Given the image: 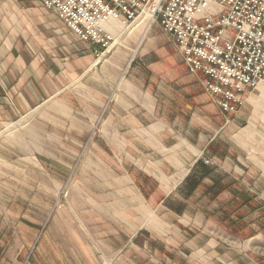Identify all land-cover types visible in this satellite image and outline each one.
I'll list each match as a JSON object with an SVG mask.
<instances>
[{
	"label": "crops",
	"instance_id": "1",
	"mask_svg": "<svg viewBox=\"0 0 264 264\" xmlns=\"http://www.w3.org/2000/svg\"><path fill=\"white\" fill-rule=\"evenodd\" d=\"M148 33L111 97L112 80L95 75L114 71L113 64L96 62L92 44L38 0H0L1 264H260L245 261L238 245L259 238L243 210L258 212L261 203L242 183L263 182L264 162L253 161L248 177L242 159L257 140L252 130L264 140L258 129L264 94L250 91L262 83L243 90L236 112L225 111L205 92L202 75L190 72L175 39ZM157 34L171 36L172 53L156 45ZM71 96L82 118L74 116ZM52 99L67 106L60 110L67 126L59 133L35 126L15 132V119ZM213 141L234 148V164L225 148L215 153L219 173L199 161ZM33 149L46 161L36 160ZM21 157L27 169L15 165ZM48 162L66 173H53ZM15 194L27 203L16 212ZM201 212L210 218L203 231L196 225ZM231 227L236 246L228 249Z\"/></svg>",
	"mask_w": 264,
	"mask_h": 264
},
{
	"label": "built area",
	"instance_id": "2",
	"mask_svg": "<svg viewBox=\"0 0 264 264\" xmlns=\"http://www.w3.org/2000/svg\"><path fill=\"white\" fill-rule=\"evenodd\" d=\"M100 57L117 40L109 25L151 13L176 41L208 94L236 112L246 87L264 82V0H38Z\"/></svg>",
	"mask_w": 264,
	"mask_h": 264
},
{
	"label": "rangeland",
	"instance_id": "3",
	"mask_svg": "<svg viewBox=\"0 0 264 264\" xmlns=\"http://www.w3.org/2000/svg\"><path fill=\"white\" fill-rule=\"evenodd\" d=\"M138 20L143 22L144 25H140L139 22H135L131 26H126V25H122L120 23H118V24L116 23L117 30L115 31V33L118 34L116 42L107 51H105L100 57L96 56V58H95L96 62H99V63L105 62V63L113 64L114 71L112 70V68H110V70H108L106 72L101 71V72H99V74L96 73V75H95V77H98L100 80L108 79V78L112 80L110 82V84H112L114 87H113V90L111 92V97L114 96L116 90L119 91L122 89L123 80L129 77L128 74H129V70H130V65L134 62L133 58L135 56H136L135 60L138 58V51L140 50V46H141L140 43L146 38V36L149 35L148 32H150L151 30H154L157 33H160V32L164 33L165 32L164 29L162 28L161 24H160L159 19L153 20L150 24H146L145 21H143L142 19H138ZM135 31H136V33H134ZM166 38H169V39L165 40ZM170 38H171V36L167 35V37H165V39H164V38H162V36L160 34H157V35H155L154 41L157 42L156 45L158 47H163L172 53L173 42H172V39H170ZM91 73L95 74V70L94 69L91 70L90 74ZM87 77H88V75L85 76V78H87ZM200 83L202 85L203 80L201 82V79H200ZM203 88H204V85H203ZM261 88H264L263 82H262V85L260 86V89H255V90H250V91H253L252 92L253 94L258 93V95H261V93H262V95H263L264 92L261 91ZM204 90H205V88H204ZM205 92L208 94V92L206 90H205ZM82 95L87 96L86 93L82 94ZM211 99H212V97H211ZM68 101L75 107V109L72 111H75L78 113L74 116L82 118V115H85V114H83V111H82L81 107L79 106L76 97H74V96H71L70 98L68 97ZM261 107H262V110H264V104H262ZM67 109H68L67 106L64 105L63 102H61L57 99H52V100L44 103L43 105L35 108L33 110V112H31L30 114L25 115L22 118L15 119V132H17L23 128L35 126L36 128H39V129L45 128L48 132L59 133L58 130L60 127L67 126V124H69L67 118L65 116L61 115V111L66 112ZM261 113H264V112L262 111ZM52 117H55L56 119H51ZM89 120L91 121V124H92V120L90 118H89ZM197 122H199V121L197 120ZM260 122H261V126L258 129H259V131L264 132V124H262L263 121H260ZM212 123H213L212 124V135L214 136V141H216L221 136V130L218 129L219 128L218 121L213 120ZM244 123H246V122H244ZM240 127L243 129V132H245L246 134H250L253 131L254 138L255 139L257 138L255 144H253L249 148L250 151L248 150V151L243 152L244 153V158L242 159V161H244V163H243V175L251 177V171L253 170V168L251 166L252 162L253 161L264 162V159H260V156L262 154H264V140L262 139V136L259 138V135H256L254 130L249 131V125L248 124H243ZM91 128H92V125H91ZM198 128L199 127L196 128V133L199 132V131H197ZM253 128H255V127H253ZM259 139H260V141H259ZM214 141L209 143L205 150L204 149L202 150V154H201V157L199 158V161H202L204 164L209 165L212 168L219 169L216 172V173H219L220 170H222V168H221L222 163H220V161H222V159L216 157L215 153L219 152V150H220V152H222V149L225 148V150L229 154L231 161H233L232 164H234V162H235L234 148L231 147L227 143H224V145H222V147L220 146V148H219V146H217L219 144L215 143ZM216 142H219V141H216ZM207 150H208V152H207ZM31 152H32L31 154H35L33 156L36 160L41 161V162L46 161V158H44L41 154H39L36 149L31 150ZM25 161L26 160L22 159V157L19 159L15 158V165L18 164L19 166H21V169L22 168L27 169V164L25 163ZM48 165H51L50 169L53 170V173L60 174L61 171H63V173H66L65 168H61L57 163L48 162ZM34 168H35L34 173H36V174L41 173L39 166H36ZM262 172L263 171L260 170L259 173L261 174ZM16 175L17 174L15 172V186H17L16 182L18 181L16 178ZM259 176H261V178L264 177L263 174L259 175ZM242 185H243V187L248 188V190L250 192L255 193L259 197L258 201H260V203H261L259 205L260 210L258 212H252L250 208H245L243 210V214L246 215L248 224L249 223L254 224L255 227L260 228V231H259V238L257 240H255V239L250 240L249 238L242 239L243 242L241 245H238V248H240L242 250V252L244 254L245 261L248 260L250 262L251 260H255L260 264H264V181L263 182H255V181L245 182L244 181V183H242ZM68 196H69V191H68V189L64 188L63 193H62L63 200L66 201ZM24 202H25L24 200H22L20 202V200L17 198V196L15 194V212L17 210V206L27 207V203L26 202L24 203ZM56 205H58V204H56ZM195 212H197V210ZM197 214L195 213V217L197 216ZM207 219H210V218L207 217L206 215H204L203 212L199 213V220H197L196 225H197V227L200 228V230H202V231L204 230L203 225L207 224ZM254 220H256V221H254ZM212 222L219 226V223H220L219 217L215 216L214 219L212 218ZM194 223L195 222H193V221L190 222V224H194ZM232 229H233V227L229 228V231H227V237L224 240L225 245L228 249L230 247L236 246V241L232 237L235 235L230 233V230H232ZM184 234H185L184 232L181 233L180 238H182V235H184ZM243 234L244 235L248 234L247 229L243 231ZM240 237H243V236H240ZM184 249H185L184 247H181L178 251V254L183 255L185 253ZM5 250H6V248H5ZM164 250H165L164 248H163V250L161 249V253L159 255L163 254ZM0 264H1V262H0Z\"/></svg>",
	"mask_w": 264,
	"mask_h": 264
},
{
	"label": "bare ground",
	"instance_id": "4",
	"mask_svg": "<svg viewBox=\"0 0 264 264\" xmlns=\"http://www.w3.org/2000/svg\"><path fill=\"white\" fill-rule=\"evenodd\" d=\"M150 18H151V13L150 12H147L146 14L142 15L138 19H142L143 21H145L146 24H149L148 22H149V19Z\"/></svg>",
	"mask_w": 264,
	"mask_h": 264
}]
</instances>
